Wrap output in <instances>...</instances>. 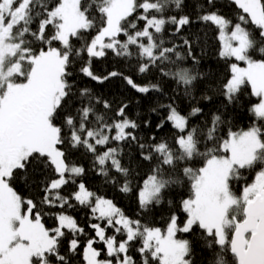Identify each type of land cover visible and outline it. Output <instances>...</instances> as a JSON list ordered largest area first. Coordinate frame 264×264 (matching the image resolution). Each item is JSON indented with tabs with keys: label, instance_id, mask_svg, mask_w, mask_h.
<instances>
[{
	"label": "snow or ice",
	"instance_id": "obj_1",
	"mask_svg": "<svg viewBox=\"0 0 264 264\" xmlns=\"http://www.w3.org/2000/svg\"><path fill=\"white\" fill-rule=\"evenodd\" d=\"M0 264H264V0H0Z\"/></svg>",
	"mask_w": 264,
	"mask_h": 264
},
{
	"label": "trees",
	"instance_id": "obj_2",
	"mask_svg": "<svg viewBox=\"0 0 264 264\" xmlns=\"http://www.w3.org/2000/svg\"><path fill=\"white\" fill-rule=\"evenodd\" d=\"M185 2H186V4H187L190 8L194 9L196 3H198V2H203V0H185ZM223 3L226 5V0H223ZM215 61H216V57L213 55L212 50L209 49V50H208V56L206 57L205 61L202 62V64H203L204 67H216V63H215ZM101 90H103V89H101ZM253 99H254V98H253ZM203 103H204L206 106H207V104H208V102H203ZM146 107H147V105L145 104V105L142 106V109H143V108H146ZM230 111H231V109H230ZM245 112H246V109L243 108V107H240V108L238 109V113H237V114L240 115L241 119H239V121H238L237 123H238V125H239L240 127H244V126H246L247 123H248V118L251 116L250 113H248L247 115H245ZM133 115H134V112H133ZM121 199L123 200V202H124L125 204L130 203L129 198H128V196H126V195H125V196H122ZM166 207H167L166 205L156 206V210H157V212H160L162 209H164V208H166Z\"/></svg>",
	"mask_w": 264,
	"mask_h": 264
}]
</instances>
